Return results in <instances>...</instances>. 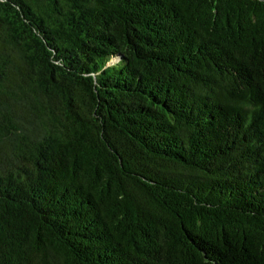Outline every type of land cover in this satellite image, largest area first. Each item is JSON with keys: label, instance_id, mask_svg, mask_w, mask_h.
<instances>
[{"label": "trees", "instance_id": "obj_1", "mask_svg": "<svg viewBox=\"0 0 264 264\" xmlns=\"http://www.w3.org/2000/svg\"><path fill=\"white\" fill-rule=\"evenodd\" d=\"M0 264H264V0H0Z\"/></svg>", "mask_w": 264, "mask_h": 264}]
</instances>
